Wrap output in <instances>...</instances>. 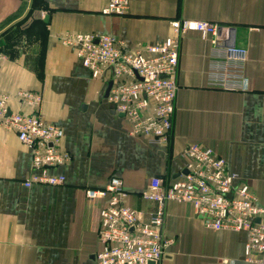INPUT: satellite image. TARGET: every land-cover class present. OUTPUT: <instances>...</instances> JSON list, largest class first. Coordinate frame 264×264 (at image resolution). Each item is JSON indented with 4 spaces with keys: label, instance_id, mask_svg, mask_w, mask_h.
<instances>
[{
    "label": "crops",
    "instance_id": "crops-1",
    "mask_svg": "<svg viewBox=\"0 0 264 264\" xmlns=\"http://www.w3.org/2000/svg\"><path fill=\"white\" fill-rule=\"evenodd\" d=\"M107 0H0V92L15 111L38 113L64 129L72 161L51 171L62 186L24 182L32 154L15 132L0 125V264H95L100 248L99 214L112 176L124 180L127 203L156 210L141 198L151 180L169 184L186 167L190 144L211 147L230 172L247 182L264 205V0H131L122 16L105 15ZM209 21L235 29L236 44L248 50L246 89L209 84L212 45L191 32L181 41L178 93L168 146L130 133V124L106 100L109 75L93 78L60 36L105 33L139 49L168 37L175 19ZM30 90L41 103L21 102ZM172 240L159 264H255L245 258L246 232L204 227L192 205L169 202L163 228Z\"/></svg>",
    "mask_w": 264,
    "mask_h": 264
},
{
    "label": "built area",
    "instance_id": "built-area-1",
    "mask_svg": "<svg viewBox=\"0 0 264 264\" xmlns=\"http://www.w3.org/2000/svg\"><path fill=\"white\" fill-rule=\"evenodd\" d=\"M131 0H107L102 13L122 16ZM171 34L154 44L132 49L112 34L66 33L63 45L75 49L76 55L93 78L106 72L113 85L106 98L117 114L126 119L130 133L151 144L168 146L172 136L177 73L181 41L191 32L210 41L214 60L209 84L229 91L246 89L245 66L248 50L236 44L235 29L228 25L189 19L170 22ZM4 56L0 55V63ZM18 99L33 106L41 103L40 94L21 90ZM10 96L0 92V125L16 133L32 154V169L24 185L62 186L66 177L51 171L72 161L64 149V129L46 122L38 113L15 111ZM186 167L169 184L160 178L151 180L142 190V199L156 203L148 218L127 203L129 193L124 180L109 178L104 189H87L89 200L104 199L99 214L100 248L95 264H159L172 240L164 238L166 205L169 202L192 205L194 215L204 227L215 231L246 232L245 258L264 264V205L254 189L230 172L225 158L211 147L190 144L186 150Z\"/></svg>",
    "mask_w": 264,
    "mask_h": 264
},
{
    "label": "water",
    "instance_id": "water-1",
    "mask_svg": "<svg viewBox=\"0 0 264 264\" xmlns=\"http://www.w3.org/2000/svg\"><path fill=\"white\" fill-rule=\"evenodd\" d=\"M112 85H113V81H110V82L108 83V87H107V90H106V98H107V96H108V94H109V92H110V89H111ZM111 108H114V106L111 105ZM121 116H122V115H121ZM184 173H186V171H185Z\"/></svg>",
    "mask_w": 264,
    "mask_h": 264
}]
</instances>
